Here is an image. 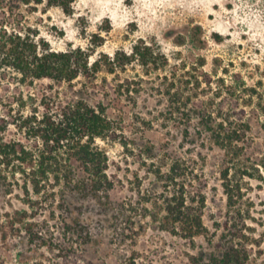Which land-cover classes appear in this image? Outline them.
<instances>
[{"label": "rangeland", "instance_id": "1", "mask_svg": "<svg viewBox=\"0 0 264 264\" xmlns=\"http://www.w3.org/2000/svg\"><path fill=\"white\" fill-rule=\"evenodd\" d=\"M19 10L11 18L13 25L56 50L80 46L90 50L93 60L102 53L131 50L145 37L158 43L169 63L151 76L137 62L120 75L103 68L96 76L98 83L106 77L111 95L104 100L113 129L96 139L109 155L115 179L109 198L70 197L68 208L54 213L51 206L39 207L11 224L6 212L25 204L18 188L5 194L0 187V264H190L189 254L209 251L210 240L218 238L216 222L227 211L224 150L200 136L196 119L185 130L181 116L171 113L166 84L156 74L190 71L193 81L200 80L196 101L247 123L246 154L261 158L264 0H74L71 12L45 2L36 7L20 3ZM85 80L83 75L72 83L23 78L13 67L0 66V137L33 144L24 119L41 113L50 97L73 95ZM126 80L131 81L130 91L113 94ZM174 157L193 168L189 190L206 198L208 233L195 240L166 228L162 220L168 186L156 170L167 171ZM260 172L262 177L256 172V177L244 178L242 204L247 231L260 241L253 243L256 264H264V169ZM63 217L79 218L80 223L67 225ZM27 220L33 223L31 232Z\"/></svg>", "mask_w": 264, "mask_h": 264}, {"label": "trees", "instance_id": "2", "mask_svg": "<svg viewBox=\"0 0 264 264\" xmlns=\"http://www.w3.org/2000/svg\"><path fill=\"white\" fill-rule=\"evenodd\" d=\"M42 2L71 12L74 0H0V66L13 67L23 78L49 77L72 83L83 75L86 80L73 95L50 97L41 113L35 112L24 119L23 126L35 140L33 144L0 137V187L5 194L18 188L25 204L13 213L6 212L7 223L11 224L24 221L29 211L39 207L51 206L54 213L58 207L68 208L70 197L105 195L109 198L115 179L109 170V155L96 139L106 137L113 129L109 102L104 100L111 95L106 77L104 83H98L96 76L103 68L120 75V71L135 62L151 76L154 69L166 68L169 63L158 43L145 37H140L131 50L121 48L113 55L102 53L93 60L90 50L80 46L56 50L11 21L21 13L17 11L20 3L36 7ZM189 72L174 69L171 73L156 75L162 76L169 109L185 121V130L196 119L200 136L224 150L221 175L227 196L226 214L216 222L217 241L210 240L209 251L189 254L190 264H256L253 243L260 244V241L247 231L250 227L243 221L242 204L247 182L244 178L256 177V172L263 176L260 169H264V151L259 159L246 154L249 125L230 112L214 111L209 105L198 103L200 80L193 81L195 75L188 76ZM130 83L129 80L126 84L118 83L112 93L129 92ZM91 94L98 96L96 101H92ZM156 173L165 178L168 186L162 200L166 228L191 240L207 234L208 227L203 220L205 195L195 194L188 188L195 175L193 168L182 158L174 157L167 171L161 173L157 169ZM62 220L67 225L80 223L79 218L72 221L63 217ZM25 222L31 232L32 221Z\"/></svg>", "mask_w": 264, "mask_h": 264}]
</instances>
